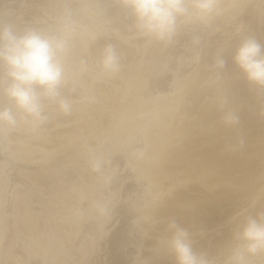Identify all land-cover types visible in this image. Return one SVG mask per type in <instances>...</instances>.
Segmentation results:
<instances>
[{"label": "rangeland", "instance_id": "374dc122", "mask_svg": "<svg viewBox=\"0 0 264 264\" xmlns=\"http://www.w3.org/2000/svg\"><path fill=\"white\" fill-rule=\"evenodd\" d=\"M226 1L227 0H215L216 8L207 19L178 20L176 31L171 40L163 42L143 35L137 29L135 18L133 17V20L129 18L131 16L129 14L131 13L130 10H127L123 6V0H0V27L11 26L18 34L30 30L61 39L63 38V40L67 41H65L66 48L63 53V63H69L73 56L76 59L78 58L77 61L74 62L77 69L74 63L72 67L79 75L87 72L88 75L85 74V76L92 82L90 84L77 83L73 79L65 77L63 81L64 84L62 83L65 90L62 87L59 89L60 98L70 102L72 105L71 108L73 107L71 111L73 112H75V105L80 101H78V98L80 99L83 95L85 98L89 96L86 98L87 101L85 98H81L83 100L85 99L86 106L91 110L88 113L84 112L82 115L81 112H78V114L77 111L75 113L71 112L73 118H69L71 117V113H68L69 116L66 118L68 114L60 108L58 109L61 112L56 108L59 107L57 101L45 100V109H48L52 105V111L54 112L56 109L55 113H60H58V116H54L56 115L55 113L52 115V111L44 109L43 115L50 116H46V119L42 122H35L31 118V126L33 128L31 132L35 134L34 137H30L31 133H28L18 122H16L14 126L0 123V264H157L156 254L148 253L150 252L148 250L160 247L158 240L160 241L163 235H165L164 233H166V230L162 232L163 230L161 231V229H166L167 224L170 220L173 221L172 219L174 217V220H177L176 216L179 219L178 221H181V217L184 218V214L186 213L189 214L186 215L187 217L190 216L191 221L194 220V218H192L194 214H191V216L190 213L196 212L195 214L197 215V211L194 210L193 212V209L199 207V205H197L198 202L204 203L210 199L216 201L214 197L216 194L218 195L216 198L220 200L221 196L219 193H223V188L225 190L224 193L227 191L230 192L231 190L228 188L229 185L227 184L231 182L235 184L234 180L238 179V177L235 178V176L242 177L244 176V172L246 173V165H241L246 169L242 168L244 171H242V175H237L242 170H240V166L237 170L238 173L235 171V173H237L236 175L234 174L235 176L233 173L231 174L234 177L227 175L228 177L225 178V180L224 177H221L225 176L223 175L224 173H221V176L219 175V167L221 166H217L219 168V170H217L218 168L215 167V164L213 166V163H209L211 167L207 163H204L201 157H203L202 154L207 144L210 146L213 145L214 142H216V144L218 142L216 140L213 142V137L216 139L219 134L223 135L221 136L223 138L219 136V139L223 141L218 144L222 148H225L223 150H225L226 153L232 149L231 151L232 153L234 152V155L231 152L230 154L228 153L229 155L232 154L231 158L234 156L232 160L236 158L240 161L239 159L244 157L246 160L250 158L249 160L253 162L260 161V163H264V161H262V154H264L263 127V130L259 127V129L257 128L255 131H251V129H247V131L245 127L246 124L244 123L245 129L241 124L240 126H242V128L239 126L240 131H220L219 128L221 126L220 122H223V112L225 113L226 110L229 111L227 105L230 106L231 98L234 99L232 101L239 102V105L241 103V106L245 109L246 104L252 103L253 106L248 105L247 111H253V114L251 112L246 113V110H244V113H246L248 118L252 116V120L258 118L256 119L257 121L261 120L260 122L264 123V95H262L263 93H259V91H249L245 96L237 95L236 97V93H234V91L232 92V89L229 88L233 86L232 82L238 80V76L241 78L243 75L237 70L236 65L233 66L236 70L227 66V64L225 65V63L223 67H218L217 65L218 61L222 60V57L225 58V55H229L230 63L235 64L233 60L234 56L231 58L229 52L233 50V47L239 45L238 43L244 38L251 37L260 44L264 43V0H232L233 2L228 0L227 2H230L227 5ZM83 3L86 4L84 5ZM221 4H225V6ZM126 12H129V14H126ZM126 22L128 23L126 24ZM131 29H133V31ZM87 37H89V39ZM233 42H235L236 45L235 43L233 44ZM71 43L73 45L79 43V47L81 46L83 49L81 51L67 50L68 44L71 45ZM108 46H111L116 51L119 57L120 67L117 72L106 74L101 68L100 59L103 50ZM237 47L238 46L235 47V50ZM219 48L221 50H219ZM229 48L232 49L230 50ZM262 48H264V45H262ZM217 49L218 53H220L218 58L216 57L218 54L216 52ZM228 50L230 51L228 52ZM212 54L213 57L211 56ZM224 60L226 62V59H223V61ZM3 71V67L0 66V78L3 77ZM80 71L82 72L80 73ZM230 71L237 72L233 73ZM223 73L225 75H223ZM237 73H239L238 76ZM227 74L230 80L233 78L232 76H234L233 79L235 80L232 79L230 81L227 80L228 78L224 79ZM226 85L230 86L224 87ZM68 86L70 87L68 88ZM84 86L85 92H83L84 88L82 89ZM90 86H92V88ZM80 87L81 89H79ZM224 88H227L229 92L227 91L226 93ZM214 90H216V93ZM221 90H225L226 95L229 94V96H232H228V99L226 97V100L230 102L221 99L222 97L220 98L218 93L221 92ZM80 92L84 94L80 96ZM1 93L3 95L2 87H0V94ZM233 93L235 95H233ZM253 93V97L257 94L256 97H254L256 101L262 99V104L261 102L258 103L259 100L257 104H255V100V102H251L250 100L252 98L248 99L247 96L251 95L252 97ZM104 94L106 95L104 96ZM214 94H217L218 100ZM220 94L223 95L225 99L224 93L222 94L221 92ZM158 95H163L165 100V107L161 110L156 106V103H153ZM259 95L261 98L257 97ZM197 96L201 99L197 98ZM1 97L3 96H0V99H2V101H0V107L7 106L8 101L3 105L6 96L4 95L5 98ZM213 97L217 101L212 100ZM153 98L155 99L153 100ZM209 99H211L210 105L208 102ZM220 99L223 101L221 102ZM245 99L250 102L246 103ZM159 100L161 99H157L158 102H156L161 103L162 101L160 102ZM202 100L205 102L204 105L202 104ZM212 101H214V103ZM218 101L223 105L226 103L224 105L226 110L219 111L222 113L215 111L216 107L215 109L213 108ZM206 102L208 104H206ZM53 105L56 106L54 107ZM197 107L201 109L198 111ZM135 108H137V111H135ZM141 108L145 111L141 112L143 111ZM248 108L250 109L248 110ZM129 109H134L135 112ZM205 109L208 110V114H213L212 117L214 118L221 114V118L218 117V119H214L219 122L220 126L217 121L211 119V115L207 116L209 120L207 118L204 119L206 123L212 120L214 123L216 122L217 125L215 124V127L219 126L217 130L219 129L218 131L220 133L217 134L218 131L212 128L214 126L213 124L211 125V122L209 123V127H207L208 124L201 123H205L202 117H200L201 110ZM139 111L140 113L135 115ZM214 112L216 115H214ZM18 114L22 117L25 116L22 113ZM63 114H65V116ZM189 114H191V118H188ZM51 115L54 119H51ZM93 115H97V118L95 116L93 117ZM129 116L130 119H128ZM254 116L256 118H254ZM59 118H61L60 121ZM64 118L67 120L65 121ZM261 118H263V121ZM18 119L21 118L19 117ZM49 122L52 123V126L51 123L48 125ZM57 122H62L63 124ZM196 122L198 123L197 126H199L197 129L193 128L196 126ZM199 123L201 124L199 125ZM71 125H76V127H72ZM222 125H225L224 122ZM186 128H189L188 131ZM36 130H38L39 133ZM44 132H49L48 136L51 139H53L51 136L55 135V140L61 138L59 139L61 141L58 140L55 143L49 142L47 139L50 138H47V133ZM58 132H60V135L57 134ZM62 132L63 135L61 134ZM228 132L230 133L228 134ZM65 133L66 136L68 134L73 137L67 139ZM50 134L53 135L50 136ZM151 134L152 136L150 137ZM20 135H26L24 139H27V143L25 144L27 148H25V145H20L18 143L17 139ZM58 135L59 138L57 137ZM63 136L67 141H65L64 138L62 140ZM210 136H212V138H210ZM196 137L198 139H196ZM199 137L203 139L205 137L206 141L203 140L202 142V138L200 139ZM208 137L210 140L207 139ZM40 138L43 140H40ZM226 138L228 145L225 144L226 146H222L223 143L226 142ZM199 140L201 142H199ZM47 142L50 146L47 145ZM158 144L161 146L158 153H154L155 155L150 153L153 146ZM171 144L173 145L171 146ZM198 144L199 146H197ZM229 144H231L230 148ZM167 145H169V147ZM189 145L191 147H189ZM162 146L165 147L164 150H162ZM227 146L228 148L226 149ZM174 147L176 149H173ZM185 147L189 150L192 148V151H190L191 153L189 150L185 149ZM181 148L185 149L183 151L187 153L186 155H184L185 153L182 150V153L180 152L179 149ZM258 148L262 149L259 150ZM178 150L182 154H180V156L183 157V159L180 158ZM260 151H262V153ZM170 152L172 154H170ZM197 152H200V154ZM250 153H253V156ZM260 153L261 160H259L258 156ZM150 154L156 157V160L151 157ZM156 155H160L159 157L161 158ZM254 156L255 158H253ZM257 156L258 159L256 160ZM97 158L103 160V166L100 170H96L93 167V161ZM245 159L244 161H246ZM242 161L243 160H241L240 163ZM222 168L223 167H221V171ZM254 169L250 170V172L254 171ZM263 169L264 166L258 168L259 172L256 170L254 171L255 173H250L252 174V183L253 181L256 182L255 179L262 180L264 178ZM216 171H218V173ZM247 171V175L245 174L246 176L250 175L248 174L249 170ZM198 172H200V174ZM228 178H230L231 182ZM252 183L249 185L250 188L245 187L246 185L243 186V184H238L242 186V188L245 187L244 190L241 189L240 191H248L247 194L249 193L248 195L250 197L247 196V199L244 197L243 202L247 200L245 205H243L244 203L238 207H234L235 205L230 204H227V206L226 204L218 205L217 201L215 202L217 204L216 206L214 203L217 210L222 209L225 212V214H222L224 217L221 216V223L218 221L219 219L217 220V223L221 224V228L220 224L218 226L216 223H214L216 225H211V223H209V227L204 220V226H202V219L205 218L203 216L207 215V213L205 212L204 214V212L200 210L198 214H200V212L203 213L200 216L197 215L198 218L194 216L197 219L194 220V223L200 224L203 228L199 227L200 225H194L193 221L186 222L187 224L190 223L192 227L198 226L200 233L202 232L201 234H205L203 233L205 231L204 227H206L205 232L211 230V235L215 236L217 234L215 236L217 238H215V241L217 242L218 240V244H216L215 241L213 242V236L211 237V242L209 241L208 243L207 241L210 240V234H208V232L207 236H209V238L207 237L208 240H205L203 238H206V236L202 235L203 237L201 238V234H198L199 231L196 227L190 228V226H188L190 230L194 229L197 231L196 234H198V236L200 235L198 237L194 230L193 233L188 229L187 231L193 234L191 235L189 233L192 241L194 235H196V239L198 237V239H203L204 242L206 241V245L208 243L207 249H209L201 250L200 246L204 243L203 240L200 242L201 245L200 243L197 244L199 240H194L197 245L196 246L193 242V246H196L194 248L197 249L200 247L201 252H206L209 255L213 254L214 256L223 252L228 247L231 240L227 242L228 235L225 234L228 232L225 233L224 228L228 227L226 231L232 229L231 232L233 233L237 222L243 216L254 215L256 212L253 211H258L256 206L264 196V185L263 188H258L256 186L257 184L255 185V183ZM258 184L260 185L261 182ZM212 185L214 186L212 187ZM251 185L255 186V189H251ZM236 187L239 190L240 187ZM181 191L184 192L182 196L189 199L186 198L184 201L182 196L181 199L178 198L180 197L179 192ZM197 191H201V193L204 192L206 195L198 192L199 194L194 196L197 194ZM251 192H253V195H250ZM186 193L187 195L185 196L184 194ZM204 195L208 200L204 199ZM208 196L213 197L209 198ZM64 197L65 201H67L66 203L63 200ZM67 197L70 198L69 200L71 201L67 200ZM192 197L193 199H191ZM196 197V203H193ZM179 200L182 201V203L184 202V204L182 205ZM60 201L62 204H71V206L69 205L71 208L68 209L66 205L65 208L64 205H61ZM68 201L70 203H68ZM186 202L187 205L185 204ZM175 203H179V207H183L184 209L181 208V211ZM184 205L191 207H186ZM223 205L226 207L223 208ZM166 207L173 209L169 210ZM177 208L178 210L180 209L179 213L176 212L178 211ZM185 208H189L188 210L192 209L188 212ZM229 208H231V210ZM183 210L187 212L185 213ZM225 210H227V213ZM158 212H162V215ZM164 212H166V214ZM180 212H183V214ZM167 214V219L169 221L166 220L168 223L165 220ZM178 214L180 215L178 216ZM161 219L164 220V222ZM161 221L162 223L158 224ZM151 222L154 223L151 224ZM186 223L183 226L181 225L182 227H186L184 229H187ZM213 225L215 228L217 226L219 227H217V229L213 228L217 231L215 234L213 233L214 231H212L213 229H211ZM161 226H163V228H161ZM208 227L210 229H208ZM159 229L161 233L158 231ZM202 229L203 231H201ZM232 233L229 231L231 236ZM219 234L225 239L219 241L221 239ZM153 236L157 237L154 238ZM152 238L154 242H151ZM225 240L226 242L222 243V241ZM212 242L213 244L215 243L214 245L212 244L213 247L211 246ZM153 243L155 245L159 243V246L157 245V247L154 245V247ZM205 243L202 247L205 246ZM161 254L165 256L166 251H163V253L161 252ZM164 256L162 257L165 259L168 258ZM169 257L171 258L166 259L167 261L162 259L167 262H164V264H174V258L172 256ZM250 262L251 264H264V254L258 253L250 257Z\"/></svg>", "mask_w": 264, "mask_h": 264}, {"label": "clouds", "instance_id": "9594fccd", "mask_svg": "<svg viewBox=\"0 0 264 264\" xmlns=\"http://www.w3.org/2000/svg\"><path fill=\"white\" fill-rule=\"evenodd\" d=\"M123 6L130 10L142 34L163 42L171 40L178 20H204L216 8L215 0H123ZM64 51L65 41L58 37L30 30L18 34L11 26L0 27V66L4 69L0 87L12 102L11 107H0V123L14 126L18 113L42 122L46 119L45 100L57 101L65 113L71 110L70 102L60 98L59 91L65 78ZM233 60L246 81L264 91L261 44L251 37L242 39ZM100 64L105 73L119 70V57L111 46L103 50ZM223 66L224 61L219 60L218 67ZM223 122L235 126L239 116L226 111ZM102 166V159L93 161L94 169L100 170ZM166 233L160 247L171 254L174 264H251L250 257L264 254V212L243 216L233 230L228 247L214 256L197 251L189 232L175 221L167 224Z\"/></svg>", "mask_w": 264, "mask_h": 264}, {"label": "bare ground", "instance_id": "6f19581e", "mask_svg": "<svg viewBox=\"0 0 264 264\" xmlns=\"http://www.w3.org/2000/svg\"><path fill=\"white\" fill-rule=\"evenodd\" d=\"M91 1H92V0H91ZM227 1H228V0H227ZM227 1H226V2H227ZM233 1H234V0H233ZM233 1L231 0V2H233ZM235 1H237V0H235ZM229 2H230V1H229ZM229 2H227L226 5L229 4ZM89 3H90V2H89ZM83 4H84V3H83ZM85 4H86V3H85ZM85 4H84V5H85ZM221 5H223V4H221ZM88 6H89V5H88ZM223 6H225V4H224ZM116 7H117V6H116ZM90 8H91V7H90ZM92 9H93V7H92ZM124 9H125V8H124ZM88 10H89V9H88ZM90 10H91V9H90ZM94 10H95V8H94ZM113 10H114V9H113ZM119 10H120V7H119ZM127 10H128V9H127ZM111 11H112V10H111ZM126 14H129V12H128V13L126 12ZM129 15H131V14H129ZM129 15H128V16H129ZM250 15H251V14H250ZM116 18H117V17H116ZM129 18L132 19L133 16L131 15ZM133 19H134V18H133ZM133 19H132V20H133ZM100 20H101V19H100ZM111 20H112V19H111ZM255 21H256V20H255ZM91 22H92V21H91ZM130 22H131V21H130ZM130 22H129V24H130ZM257 22H258V21H257ZM96 23H97V22H96ZM127 23H128V22H126V24H127ZM126 24H125V25H126ZM236 24H237V23H236ZM96 25H97V24H96ZM131 25H132V24H131ZM254 25H255V24H254ZM126 26H127V25H126ZM129 26H130V25H129ZM127 27H128V26H127ZM98 28H99V27H98ZM130 28H131V27H130ZM127 29L130 30L129 28H127ZM131 30L133 31V29H131ZM125 31H126V30H125ZM57 33H58V32H57ZM130 33H131V32H130ZM128 34H129V33H128ZM131 34H132V33H131ZM133 34H134V32H133ZM139 34H140V32H139ZM143 35H144V34H143ZM236 35H237V34H236ZM86 36H87V35H86ZM86 36H85V37H86ZM130 36H131V35H130ZM220 37H221V36H220ZM233 37H234V36H233ZM236 37H237V36H236ZM87 38L89 39V37H87ZM87 38H86V39H87ZM262 38H263V37H262ZM60 39H61V38H60ZM62 39H63V38H62ZM66 39H67V38H66ZM219 40H220V39H219ZM64 41H66V40H64ZM214 41H215V40H214ZM260 41H263V40H260ZM66 42H67V41H66ZM121 43H122V42H121ZM234 43H235V42H233V44H234ZM65 44H66V43H65ZM78 44H79V43H78ZM78 44H77V45H75V44L73 45L72 43H71V45L68 44V47H67L68 49H67V50H70V51L80 50V51H81V50L83 49V47H81V46L79 47L80 44H79V45H78ZM233 44H232V45H233ZM238 44H239V43H238ZM235 45H236V43H235ZM262 45H264V43H262L261 46H262ZM83 46H84V45H83ZM233 46H234V45H233ZM236 46H238V45H236ZM236 46H235V47H236ZM235 47H233V50H232V51H230L232 48H231V49L229 48L230 50H228V52H229V51L231 52V53L229 52V54L231 55V58H232V56H234V54H235V51H236V50H235ZM65 48H66V47H65ZM220 48H221V47H220ZM220 48H219V50H221ZM223 48H224V47H223ZM223 48H222V50H223ZM209 50H210V49H209ZM70 51H68V52H70ZM87 52H89V51H87ZM211 52H212V51H211ZM213 52H214V51H213ZM216 52L218 53V49H217ZM219 52H220V51H219ZM74 53H75V52H74ZM76 53H77V52H76ZM210 54H211V53H210ZM214 55H215V52H214ZM218 55H220V53L217 54V56H216L217 58H218ZM206 56H208V55H206ZM211 56L213 57V54H212ZM223 56H224V55H223ZM228 56H229V55H228ZM228 56L225 55V58L222 57V60H223V59H226V62H225V60H224L225 65L227 64V66L233 68V66H234L235 64H231V63H230V57H228ZM71 59H72V60H71L72 62L70 61L69 63H63V64H64V69H65V77H66V78H71V79H73L74 81H76L77 83H80V82H81V83H86V84H90V83H92L91 80H90L87 76H85V74L88 75L87 72L83 73L82 75H79V73L77 72L78 75H79L81 78L77 75L76 71H75L74 68L72 67V64H73L75 61H77L78 58L76 59V58H74V56H73V58H71ZM95 59H96V58H95ZM203 59H204V58H203ZM208 59H209V58H208ZM219 59H220V58H219ZM66 60L68 61L67 58H66ZM87 60H88V59H87ZM100 60H101V59H100ZM80 61H81V59H80ZM83 61H84V60H83ZM98 61H99V60H98ZM82 64H83V63H82ZM214 64H215V63H214ZM77 65H78V64H77ZM79 65H80V64H79ZM89 65H90V64H89ZM217 65H218V64H217ZM74 66H75V63H74ZM75 68H76V66H75ZM80 68H81V67H80ZM98 68H99V67H98ZM225 68H226V67H225ZM234 68H235V67H234ZM234 68H233V69H234ZM236 68H237V67H236ZM76 69H77V68H76ZM85 69H86V68H85ZM87 69H88V68H87ZM229 69H230V68H229ZM229 69H228V70H229ZM200 70H201V69H200ZM234 70H236V69H234ZM237 70H238V69H237ZM201 71H202V70H201ZM81 72H82V71H80V73H81ZM90 72H91V71H90ZM230 72L235 73V72H237V71H235V72H234V71H230ZM106 74H107V73H106ZM238 74H239V73H237V76H238ZM223 75H225V74L223 73ZM229 75H230V74H229ZM233 75H234V74H233ZM230 76H231V75H230ZM237 76H236V77H237ZM0 77H1V76H0ZM223 77H224V76H223ZM232 77L234 78V76H232ZM232 77H231V78H232ZM238 77L240 78V76H238ZM100 78H102V77H100ZM221 78H222V77H221ZM227 78H228V79H227ZM233 78H232V79H233ZM239 78H238V80L233 79V80H235V82H232V83H233V86H231V87H233V88H231V87L229 88V89H232V92L234 91V93H236V97H237V95H238V96H239V95H244V96H245L246 94H248L249 91H259V93H263L262 95H264V91H260V90L256 89L254 86L250 85V84H249V83L243 78V76H242L240 79H239ZM97 79H98V78H97ZM224 79L230 80L228 74H227L226 77H224ZM224 79H222V80H224ZM232 79H231V80H232ZM236 79H237V78H236ZM93 80H95V79H93ZM227 80H226V81H227ZM231 80H230V81H231ZM226 81H225V82H226ZM230 81H229V83H230ZM69 82H70V81H69ZM124 82H125V81H124ZM205 82H206V80H205ZM72 83H73V82H72ZM77 83H76V84H77ZM97 83H98V82H97ZM227 83H228V81H227ZM63 84H64V83H63ZM68 84H69V83H68ZM98 84H99V83H98ZM122 84H123V83H122ZM230 85H231V83H230ZM230 85H226V86H224V87H227V86L229 87ZM70 86H71V84H70ZM70 86H68V88H69ZM93 86H94V85H93ZM61 87L63 88L62 85H61ZM75 87H76V86H75ZM90 87L92 88V86H90ZM216 87H217V86H216ZM83 88H84V91H83V92H85V86L82 87V89H83ZM94 88H95V87H94ZM189 88H190V87H189ZM63 89H64V88H63ZM75 89H76V88H75ZM79 89H81V87H80ZM102 89H103V88H102ZM111 89H112V88H111ZM224 89L226 90V93H227V91H228L227 88H224ZM64 90H65V89H64ZM92 90H93V89H92ZM216 90H217V89H216ZM216 90H214L215 93H216ZM225 90H224V91L221 90L222 94L224 93L225 99L223 98V95L220 94L221 92L218 93V95H220V98L222 97L221 99H223V100H226V97H227V99H228L229 97H232V96H229V94L226 95V94H225ZM61 91H62V90H61ZM74 91H75V90H74ZM86 91H87V90H86ZM95 92H96V91H95ZM102 92H104V91H102ZM228 92H229V91H228ZM246 92H247V93H246ZM80 93H81V92H80ZM90 93H91V92H90ZM105 93H106V91H105ZM200 93H201V92H200ZM202 93H204V92H202ZM230 93H231V92H230ZM234 93H233V95H235ZM257 93H258V92H257ZM83 94H84V93H83ZM83 94L81 93L80 96H82ZM86 94H87V93H86ZM101 94H102V93H101ZM194 94H195V93H194ZM210 94H211V93H210ZM249 94H250V93H249ZM72 95H73V94H72ZM95 95H96V94H95ZM105 95H106V94H104V96H105ZM110 95H111V94H110ZM197 95H198V94H197ZM202 95H203V94H202ZM212 95H213V94H212ZM231 95H232V93H231ZM253 95H254V93L252 94V97H251V95H248V96H247L248 99H251V98L253 99L254 97H256L257 94H256L254 97H253ZM262 95H261V96H262ZM0 96H3V97H4V94L2 95V93H1ZM64 96H65V95H64ZM168 96H169V95H168ZM193 96H194V95H193ZM198 96H200V95H198ZM198 96H197V98H199ZM204 96H205V95H204ZM207 96H208V95H207ZM214 96H216V98H217V94H214ZM228 96H229V97H228ZM244 96H243V97H244ZM249 96H250V97H249ZM3 97H1V98H3ZM72 97H73V96H72ZM75 97H76V96H75ZM88 97H89V96H88ZM88 97H86V98H88ZM96 97H97V96H96ZM208 97H209V96H208ZM218 97H219V96H218ZM233 97H234V96H233ZM257 97H260V95L257 96ZM4 98H5V97H4ZM67 98H68V97H67ZM67 98H66V99H67ZM81 98H85L84 95H83ZM81 98H80V99L78 98V101H79V100H80V101H79V103H77V105H75L76 107H75L74 109H75V112L77 111V114H78V112H81L82 115H83L84 112H85V113H88V112L91 111V110H89L88 106H86L87 104H85V101H84V100H85L86 98H85L84 100L81 99ZM155 98H156V97H155ZM155 98H153V100H154ZM165 98H166V97H165ZM205 98H207V97H205ZM213 98H214V97H213ZM213 98H212V100L215 101L216 99H215V98L213 99ZM241 98H242V97H241ZM260 98H261V97H260ZM96 99H97V98H96ZM102 99H103V98H102ZM157 99H161V100H159V101H160V102L162 101V102H161V103H157V102H158ZM162 99H163V100H162ZM199 99H201V98H199ZM199 99H198V100H199ZM221 99H220V101H221ZM231 99L234 100L233 98H231ZM236 99H237V98H236ZM252 99L250 100L251 102H255V101H256V98H254L253 101H252ZM153 100H152V101H153ZM210 100H211V99H209V101H208V102H209V105H210ZM217 100H218V98H217ZM217 100H216V101H217ZM223 100H222V101H223ZM232 100H231V102L228 100V101L230 102V106L227 105V106H228L227 108H229V111L234 112V113H236V114L239 116V123H238V124H236L235 126H226V125H222L223 122L221 121V122H220V123H221V126H220L219 122H218L217 120H214V119H216V118L218 119V117H220L221 114H220L219 116H217V117L215 116V118H214V117H212L213 114H212V115H211V113L208 114V110H207V109H205V110H201L202 112L200 113V114H201L200 117H202L203 121L205 122V123H203V122H201V123H202V124H206V125L208 124L207 127H209V123L211 122V125L213 124V126H214V127H212V126H211V127H212V128H215V129L217 130V127L220 126V127H219V128H220V131H221V130H222V131H232V132H233V131H237V130L240 131V130H239V126H240L241 124L243 125V128H244V129H245V127H246V130H247V129H251V131H253V130L255 131V129H257V128L259 129V127L263 130V128H264V123L260 122L261 120H260V121H257L256 119H258V118L255 117L256 115L254 116V118H256L255 120H252L253 118H252V116H251L250 114H248L249 116H251L250 118H248V116L246 115V113H250V112L252 113V112H253V111H250V110H249L250 108H248L249 111H247V107H249L250 105L253 106L252 103H251V104L248 103V102H250L249 100L247 101V99H245V100H246L245 102L248 103V105H249V106H248V105L246 104V109H245L243 106H241V103H240V105H239V104H238L239 102H234V101H232ZM238 100H239V99H238ZM238 100H235V101H238ZM254 100H255V101H254ZM258 100H259L258 103H260L262 99H261V100L258 99ZM258 100H257V101H258ZM0 101H2V99H0ZM3 101H4V100H3ZM6 101H8V102H7V106L5 105V104H6V103H5ZM54 101H55V100H54ZM86 101H87V99H86ZM152 101H151V102H152ZM156 101H157V102H156ZM202 101H203V100H202ZM206 101H207V100H206ZM214 101H212V102L214 103ZM222 101H221V102H222ZM226 101H227V100H226ZM228 101H227V102H228ZM257 101L255 102V104H257ZM48 102H49V101H48ZM74 102H75V101H74ZM144 102H145V101H144ZM164 102H165V100H164V96H163V95H161V96L158 95L157 98H156V100L153 101V103H156V104H157L156 106L159 107L160 110L163 109V108L165 107V106H164ZM198 102H199V101H198ZM224 102H225V101H224ZM4 103H5V104H4ZM45 103H47V102H45ZM93 103H94V102H93ZM93 103H92V104H93ZM204 103H205V102L203 101L202 104L204 105ZM242 103H243V102H242ZM8 104H9V105H8ZM144 104H145V103H144ZM199 104H200V103H199ZM206 104H208V103L206 102ZM211 104H212V103H211ZM215 104H216V106L213 104V105H214L213 108L215 109V107H216V110H215V111H218V112H219V111H225V110H226V108H225V106H224L226 103H224V105H223V104H221V103L218 101V102L215 103ZM227 104H228V103H227ZM261 104H262V102H261ZM1 105H2V104H1ZM3 105H5L6 107H11V106H12V102L9 101V100H7V97H6V98H5V101L3 102ZM98 105H99V104H98ZM142 105H143V104H142ZM153 105H154V104H153ZM166 105H167V104H166ZM195 105H196V104H195ZM222 105H223L224 108L222 107ZM5 106H2V107H5ZM51 106H52V105H51ZM51 106H50V107L48 106V107H49V108H48L49 111H52ZM53 106L55 107L56 105H53ZM71 106H72V105H71ZM90 106H91V105H90ZM133 106H134V105H133ZM147 106H149V105H147ZM150 106H152V105H150ZM154 107H155V106H154ZM200 107H201V104H200ZM45 108H46V107H45ZM45 108H44V109H45ZM50 108H51V110H50ZM56 108L58 109V108H60V107H56ZM98 108H99V107H98ZM131 108H132V107H131ZM145 108H146V107H145ZM149 108H150V107H149ZM197 108H198V111H199V109H201V108H199V107H197ZM202 108H203V107H202ZM205 108H206V106H205ZM208 108H209V107H208ZM213 108H212V109H213ZM259 108H260V107H259ZM48 109H45V110L48 111ZM71 109H73V107H72ZM135 109H136L135 111H137V108H135ZM141 109H142V108H141ZM141 109H140V110H141ZM256 109H258V108H256ZM53 110H54V109H53ZM55 110H56V109H55ZM55 110H54V112L52 111V113H51L52 115H53V113H55ZM93 110H94V109H93ZM93 110H92V111H93ZM98 110H99V109H98ZM129 110H132V109H129ZM142 110H143V109H142ZM209 110H210V109H209ZM244 110H246L247 112L244 113ZM252 110H253V107H252ZM14 111H16V110L14 109ZM58 111H60V110L58 109ZM132 111H134V109H133ZM135 111H134V112H135ZM144 111H145V110H143V111H141V112H144ZM198 111H197V112H198ZM211 111H212V110H211ZM226 111H228V110H226ZM226 111H225V112H226ZM56 112H57V111H56ZM60 112H61V111H60ZM60 112H58V113H60ZM71 112H72V113H75V112H73V111L70 110L69 112H67V114H68V113L70 114ZM134 112H133V114H134ZM212 112H213V111H212ZM254 112H255V111H254ZM58 113H57V114L55 113L56 115H54V116H58V115H59ZM63 113H64V112H63ZM72 113H71V115H70L71 117H69V118H73ZM127 113H128V112H127ZM131 113H132V112H131ZM139 113H140V111H139L137 114H135V115H138ZM198 113H199V112H198ZM219 113H222V112H219ZM256 113H258V112H256ZM256 113H254V114H256ZM49 114H50V113H49ZM67 114H66V115H67ZM69 114L66 116V118L69 116ZM91 114H92V113H91ZM93 114H94V113H93ZM95 114H96V113H95ZM133 114H132V115H133ZM141 114H142V113H141ZM141 114H140V115H141ZM252 114H253V113H252ZM52 115H51V119L53 118ZM63 115L65 116V114H63ZM63 115H62V116H63ZM85 115H86V114H85ZM129 115H130V114H129ZM196 115H197V114H196ZM209 115H211V119H213L214 121H217V123H218L219 126H216V127H215V124L217 125V123H216V122L214 123L213 120L210 121V122H208V123H206V120H204V119L207 118V116H209ZM214 115H216L215 112H214ZM223 115H224V112H223ZM223 115H222V120H223ZM258 115H259V114H258ZM262 115H263V114H262ZM46 116H48V115H46ZM49 116H50V115H49ZM49 116H48V117H49ZM74 116H75V115H74ZM94 116H95V115H93V117H94ZM96 116H97V115H96ZM96 116H95V117H96ZM98 116H99V115H98ZM125 116H126V115H125ZM190 116H191V114H189V117H188V118H191ZM197 116H198V115H197ZM19 117H20V116H19V114H18V118H19ZM82 117H83V116H82ZM200 117H199V118H200ZM96 118H97V117H96ZM96 118H95V120H96ZM98 118H99V117H98ZM188 118H187V119H188ZM195 118H196V117H195ZM220 118H221V117H220ZM251 118H252V119H251ZM53 119H54V118H53ZM60 119H61V118H59V121H60ZM62 119H63V117H62ZM64 119H65V118H64ZM128 119H130V116H129ZM207 119H208V118H207ZM211 119H210V120H211ZM261 119H262V121H263V118H261ZM66 120H67V119H65V121H66ZM70 120H72V119H70ZM98 120H99V119H98ZM113 120H114V119H113ZM192 120H193V119H192ZM192 120H191V121H192ZM194 120H195V119H194ZM208 120H209V119H208ZM50 121H51V120H50ZM61 121L64 122L63 120H61ZM68 121H69V120H68ZM68 121H67V123H68ZM79 121H80V119H79ZM82 121H83V120H82ZM82 121H81V122H82ZM90 121H91V120H90ZM106 121H107V120H106ZM191 121H190V122H191ZM196 121H198V120H196ZM201 121H202V120H201ZM17 122H18V124H19L21 127H24V128L28 131V133H29V132L31 133V134H30V137H32V136L34 137V136H35V134H34L33 132H31V131L33 130L32 126H31V117L25 115L22 119H17ZM52 122H53V121H52ZM55 122H56V121H55ZM62 122H57V123H62ZM72 122H73V121H72ZM74 122H75V120H74ZM93 122H94V120H93ZM95 122H96V121H95ZM212 122H213V123H212ZM50 123H51V122H49L48 125H50ZM53 123H54V122H53ZM67 123H65V124H67ZM83 123H84V122H83ZM83 123H82V124H83ZM85 123H88V122H85ZM90 123H91V122H90ZM96 123H97V122H96ZM130 123H131V122H130ZM134 123H135V122H134ZM196 123H197V122H196ZM201 123H199V125H200ZM244 123L246 124L245 127H244ZM55 124H56V123H55ZM62 124H63V123H62ZM41 125H42V124H41ZM46 125H47V124H46ZM86 125H87V124H86ZM131 125H132V124H131ZM197 125H198V123L196 124V126H197ZM206 125H204V126H206ZM44 126H45V125H44ZM44 126H43V128L45 129L46 126H45V127H44ZM51 126H52V123H51ZM71 126H72V125H71ZM73 126L76 127V125H73ZM73 126H72V127H73ZM84 126H85V125H84ZM87 126H88V125H87ZM94 126H95V125H94ZM187 126H188V125H187ZM187 126H186V127H187ZM196 126H195V127L192 126V127L195 128V129H197L199 126H197V127H196ZM204 126H203V128H204ZM72 127H71V128H72ZM77 127H78V126H77ZM240 127L242 128V126H240ZM262 127H263V128H262ZM48 128H49V127H48ZM69 128H70V127H69ZM69 128H68V129H69ZM183 128H184V127H183ZM183 128H181V129H183ZM193 128H191V129H193ZM241 128H240V129H241ZM58 129H59V128H58ZM58 129H57V130H58ZM63 129H64V128H63ZM65 129H66V128H65ZM72 129H73V128H72ZM74 129H75V128H74ZM186 129H187V128H186ZM188 129H189V128H188ZM188 129H187V131H188ZM209 129H210V128H209ZM209 129H208V130H209ZM76 130H77V129H76ZM202 130H203V129H202ZM208 130H207V131H208ZM211 130H212V129H211ZM218 130H219V129H218ZM218 130H217V131H218ZM36 131H38V130H36ZM54 131H55V130H54ZM59 131H60V130H59ZM61 131H62V130H61ZM189 131H190V130H189ZM194 131H195V130H194ZM203 131H206V130H203ZM247 131H248V130H247ZM247 131H246V133H247ZM249 131H250V130H249ZM251 131H250V132H251ZM256 131H257V130H256ZM52 132H53V131H52ZM55 132H56V131H55ZM64 132H66V131H64ZM258 132H259V131H258ZM38 133H39V131H38ZM44 133H47L46 136L49 135V134H48L49 132H44ZM150 133H152V132H150ZM184 133H185V132H184ZM189 133H190V132H189ZM199 133H200V132H199ZM201 133H202V132H201ZM205 133H206V132H205ZM215 133H216V132H215ZM218 133H220V132L218 131L217 134H218ZM222 133H223V132H222ZM225 133H227V132H225ZM229 133H230V132H228V134H229ZM261 133H262V131H261ZM55 134H56V133H55ZM57 134L60 135V132H58ZM57 134H56V135H57ZM61 134L63 135V132H62ZM80 134H81V133H80ZM152 134H153V133H152ZM152 134L150 135V137L152 136ZM185 134H186V133H185ZM195 134H196V133H195ZM197 134H198V133H197ZM207 134H208V133H207ZM213 134H214V133H213ZM223 134H224V133H223ZM228 134H227V135H228ZM239 134H240V132H239ZM242 134H243V133H242ZM258 134H259V133H258ZM262 134H263V133H262ZM23 135H24V134H23ZM23 135H20V137H18V139H17V140H18V143H19L20 145H25V144L27 143V139H26V140L24 139V138H26V135H25V136H23ZM51 135H53V134H50V136H51ZM59 135L57 136L58 138H59ZM62 135H61V136H62ZM73 135H74V134H73ZM193 135H194V134H193ZM203 135H204V134H203ZM244 135H245V134H244ZM253 135H254V134H253ZM253 135H252V136H253ZM259 135H260V134H259ZM11 136H12V135H11ZM14 136H16V135H14ZM46 136L44 135L45 138H46ZM54 136H55V135L51 136V137H53L54 141H53V139H51L49 136H48L47 138H50L52 141H51L50 139H47V138H46V139H47L49 142H54V143L57 142L59 139H61V138H59V139H56V140H55ZM65 136H66V133H65ZM67 136H68L69 138H68ZM67 136H66L67 139H70V138L73 137V136H70V135H68V134H67ZM188 136H189V135H188ZM197 136H198V135H197ZM199 136H200V135H199ZM204 136H205V135H204ZM213 136H214V135H213ZM219 136L221 137V136H223V135L219 134ZM219 136H217V137H218V140H217V137H216V139H214V137H213V142L216 140V141H218L217 144H216V142H214L215 144L213 143V145H210V146H208V144H207V147L205 148V151H204V149H203V151H204L203 154H202L203 157H201V158L203 159L204 163H207V164L210 165V166H211V164H209V163H213V166H214V164H215V167H216V168H218L219 166L223 167V168H222V171H221V167H219V168H220V171H219L220 174H219V175L221 176V173H222V174L224 173L223 175H225L226 177H225V176H221V177H224V179H225V178L228 177L227 175L230 176L232 173H233V175H234V174L236 175V174L238 173L237 170L240 168L241 165H244V166L246 165L247 170H249V173H248V174H250L251 172H252V173H255L254 171H256V170H258V168L264 166V165H263L264 163L262 164V163H260V161H258V162H253L252 160H249L250 158H249L248 160H246V159L243 157L246 161H244L243 158H242V159H239L240 161H241V160L244 161V162H243V161L241 162L242 164H241L240 161H238V159H236V158H235V160H237L238 162L235 161V160H232V159H234V156L231 158V155H232L234 152L232 153V151H231L232 149H231L229 152H228V150H227V152H228L229 154H230V152L232 153L231 155H229L228 153L225 152V150H223V149H225V148H224V147L222 148V147L218 144L219 142L222 143V141H223L222 139H219ZM246 136H247V135H246ZM248 136H249V135H248ZM185 137H186V136H185ZM228 137H229V136H228ZM231 137H232V136H231ZM231 137H230V138H231ZM63 138H64V136L62 137V140H63ZM199 138L201 139L202 137H199ZM210 138H212V136H210ZM210 138L208 137L207 139L210 140ZM221 138H223V137H221ZM238 138H239V135H238ZM250 138H251V137H250ZM257 138H258V137H257ZM257 138H256V139H257ZM67 139L64 138L65 141H67ZM187 139H188V138H187ZM196 139H198V138L196 137ZM228 139H229V138H228ZM235 139H236V138H235ZM14 140H15V139H14ZM40 140H43V139L40 138ZM182 140H183V139H182ZM188 140H189V139H188ZM191 140H192V139H191ZM203 140L206 141L205 137H204V139L202 138L201 141L203 142ZM45 141H46V140H45ZM45 141H43V142H45ZM59 141H61V140H59ZM192 141H193V140H192ZM197 141H198V140H197ZM201 141L199 140V142H201ZM211 141H212V140H211ZM224 141H225V139H224ZM247 141H248V140H247ZM177 142H178V141H177ZM190 142H191V141H190ZM207 142H208V141H207ZM229 142H230V141H229ZM236 142H237V141H236ZM236 142H233V143H236ZM240 142H241V141H240ZM54 143H53V144H54ZM61 143H64V142H61ZM184 143H185V142H184ZM188 143H189V142H188ZM250 143H251V142H250ZM258 143H259V142H258ZM71 144H73V143H71ZM182 144H183V143H182ZM192 144H193V143H192ZM225 144H227V138H226V142H224L222 146H224ZM237 144H238V142H237ZM47 145L50 146V145L48 144V142H47ZM51 145H52V143H51ZM54 145H55V144H54ZM58 145H59V144H58ZM172 145H173V144H171V146H172ZM179 145H180V144H179ZM183 145H185V144H183ZM190 145H191V144H190ZM190 145H189V147H191ZM203 145H204V144H203ZM227 145H228V144H227ZM229 145H230V146H229V148H230V147H231V144H229ZM232 145H233V144H232ZM244 145H245V144H244ZM248 145H249V144H248ZM36 146H38V145H36ZM48 146H44V147H48ZM56 146H57V145H56ZM56 146H55V147H56ZM163 146H164V145H163ZM163 146H162V147H163ZM167 146L169 147V145H167ZM171 146H170V147H171ZM176 146H177V144H176ZM197 146H199V144H198ZM205 146H206V145H205ZM225 146H226V145H225ZM235 146H236V145H235ZM261 146H262V145H261ZM160 147H161V146H159V144L153 146V148L150 150V153H152V154H154V153L157 154L158 151L160 150ZM181 147H183V146H181ZM186 147H187V146H186ZM186 147H185V149L189 150V149L186 148ZM195 147H196V146H195ZM233 147H234V146H233ZM233 147H232V148H233ZM246 147H247V146H246ZM25 148H27L26 145H25ZM164 148H165V147H163V149H162V148H161V149L164 150ZM192 148H193V146H192ZM192 148H190L189 152L192 151V150H191ZM227 148H228V146L226 147V149H227ZM234 148H237V147H234ZM239 148H241V147H239ZM173 149H176V148L174 147ZM173 149H171V150H173ZM185 149H182V148H181V149H179V150H180V152H181V150L183 151V150H185ZM242 149H243V147H242ZM258 149H259V148H258ZM261 149H262V148H260L259 150H261ZM179 150H178V154H179V156H180V154H181L182 152L180 153ZM187 150H186V151H187ZM193 150H194V148H193ZM195 150H196V149H195ZM201 150H202V149H201ZM247 150H248V149H247ZM233 151H234V150H233ZM249 151H250V150H249ZM256 151H257V150H256ZM166 152H167V150H166ZM175 152H177V151H175ZM183 152L185 153L184 155L187 154L185 151H183ZM189 152H188V153H189ZM195 152H196V151H195ZM195 152H194V153H195ZM240 152H241V151H240ZM251 152H252V150H251ZM258 152H259V151H258ZM260 152L262 153V151H260ZM159 153H160V152H159ZM164 153H165V152H164ZM173 153H174V152H173ZM190 153H191V152H190ZM197 153L200 154V152H197ZM197 153H196V154H197ZM261 153L258 155V156H259V160H261V159H260V158H261V157H260ZM152 154H150L151 157H153ZM155 154H154V155H155ZM162 154H163V151H162ZM170 154H172V153L170 152ZM236 154H237V153H236ZM244 154H245V153H244ZM247 154H248V153H247ZM250 154L252 155L253 153H250ZM166 155H167V154H166ZM181 155H182V154H181ZM233 155H234V154H233ZM239 155H241V154H239ZM242 155H243V153H242ZM156 156H158V155H156ZM159 156H160V155H159ZM159 156H158V157H159ZM177 156H178V155H177ZM252 156H253V155H252ZM252 156H251V157H252ZM258 156H257L256 160L258 159ZM170 157H171V156H170ZM173 157H174V156H173ZM175 157H176V156H175ZM235 157H236V155H235ZM248 157H249V156H248ZM263 157H264V154H262V161H264V158H263ZM153 158L155 159L156 157H153ZM159 158H161V157H159ZM176 158H177V157H176ZM180 158L183 159V157H181V156H180ZM184 158H185V156H184ZM253 158H255V156H254ZM171 159H172V157H171ZM196 159H197V158H196ZM149 160H150V159H149ZM155 160H156V159H155ZM180 160H181V159H180ZM254 161H255V160H254ZM177 162H178V160H177ZM194 162H195V161H194ZM199 162H200V161H199ZM151 163H153V162H151ZM243 163H244V164H243ZM154 164H155V162H154ZM176 164H177V163H176ZM197 165H198V164H197ZM197 165H196V166H197ZM152 166H153V165H152ZM160 166H161V165H160ZM192 166H193V165H192ZM217 166H218V167H217ZM244 166H243V167H244ZM211 167H212V166H211ZM243 167L241 166L240 170H241ZM257 167H258V168H257ZM186 168H187V167H186ZM202 168H203V167H202ZM219 168H218L217 170H219ZM254 168H255V169L257 168V169L255 170ZM207 169H208V168H207ZM207 169H206V170H207ZM211 169H212V168H211ZM213 169H214V168H213ZM243 169H245V168H243ZM243 169H242V170L239 172V174H237V175H240L241 173H243V172H244ZM253 169H254V171H251V172H250V170H253ZM261 169H262V168H261ZM170 170H171V169H170ZM194 170H195V169H194ZM203 170H204V169H203ZM215 170H216V169H215ZM245 170H246V169H245ZM247 170H246V173L248 172ZM259 170H260V169H259ZM259 170H258V172H259ZM182 171H183V170H182ZM190 171H191V170H190ZM201 171H202V169H201ZM201 171H200V172H201ZM235 171H237V173H235ZM242 171H243V172H242ZM260 171H261V170H260ZM173 172H174V171H173ZM200 172H198V173L200 174ZM216 172L218 173V171H216ZM261 172H262V171H261ZM194 173H195V172H194ZM246 173L244 172V176H242V177H241V176H235V175H234L235 178L238 177V179L231 178V179H235V180H234V181H235V184H233V182H231L230 178H228V179L230 180V182L233 184V185H232V184L230 183L232 186H231L229 183L227 184V185H229L228 188H229L231 191L229 190L230 192H228L227 189L225 188L227 192L224 193L225 190H224V188H223V193H222V192L219 193V195L221 196V197H220V200H218V198H216V197L218 196L216 193H214V194H216V195L214 196L215 199H216V201H214V199H213V200H212V199L208 200L207 197H205L206 194H205L204 192L201 193V191H200V192L197 191V194L194 195V196H197L199 193H201V194H205L203 197H205L204 199H205V200L207 199L208 201H206V202H204V203H199V202H198L199 204L197 203V205H199V207L196 208V209L194 208V209H193V212H194V210H196L198 216L202 215L203 212H204V214H205V212H206L207 215L203 216V217H205V218L202 217L203 219H202V218H199V219H202V221L204 220V221L207 223L206 225H208L209 227H210L209 223H211V225L214 224V223H216V224L219 226V224L221 223V221H220L221 216H223L222 214H223V213L225 214V212H224L222 209H221V210H217V208L215 207V204H216L215 202L218 201V205H219V204H221V205H222V204H226V206H227V204L235 205L234 207H236V206H237V207H238V206H241L242 203H244L243 205H245V202H246L247 200H245V202H243V200H244V197H246V199H247V196H249V195H248L249 193L247 194L248 191H247V192H242V191H240V190H241V189L244 190L245 187L250 188L249 185L252 183V174L248 175V176H251V177H248V176H246V175H247ZM204 174H206V173H204ZM210 174H212V173H210ZM214 174H216V173H214ZM245 174H246V175H245ZM256 174H257V173H256ZM174 175H175V174H174ZM182 175H183V174H182ZM196 175H197V174H196ZM207 175H208V174H207ZM219 175H218V176H219ZM233 175H231V177H234ZM241 175H242V174H241ZM193 176H194V175H193ZM198 176H199V175H198ZM255 176H257V175H255ZM258 176H259V174H258ZM260 176H261V175H260ZM263 176H264V169H263ZM187 177H188V176H187ZM207 177H208V176H207ZM253 177H254V176H253ZM261 177H262V176H261ZM194 178H195V177H194ZM254 178H255V177H254ZM254 178H253V179H254ZM262 178H263V177H262ZM198 179H199V178H198ZM228 179H227V181H228ZM190 180H191V179H190ZM225 180H226V179H225ZM255 180H256V182L253 181V183H255V185L257 184L256 186H257L258 188H260V187L263 188V185H264V178H263L262 180H261V179H258V180H261V181H258L257 179H255ZM174 181H175V180H174ZM180 181H181V180H180ZM180 181H179V182H180ZM222 181H224V180H222ZM232 181H233V180H232ZM179 182H178V183H179ZM191 182H192V181H191ZM220 182H221V181H220ZM250 182H251V183H250ZM259 182H261L260 185L258 184ZM193 183H194V182H193ZM199 183H200V182H199ZM249 183H250V184H249ZM253 183H252V184H253ZM185 184H186V183H185ZM189 184H190V183H189ZM195 184H197V183H195ZM219 184H220V183H219ZM221 184H222V183H221ZM225 184H226V182H225ZM238 184H240V185L243 184V186H244V185H246V186H245L244 188H242V186H240V185H238ZM223 185H224V184H223ZM258 185H259V186H258ZM184 186H185V185H184ZM198 186H200V185H198ZM213 186H214V185H212V187H213ZM236 186L240 187L239 190H238V188H237ZM251 186H252V185H251ZM51 187H52V186H51ZM222 187H223V186H222ZM225 187H227V186H225ZM254 187H255V186H252L251 189H255ZM181 188H182V187H181ZM188 188H189V187H188ZM188 188H187V189H188ZM210 188H211V187H210ZM258 188H257V189H258ZM207 189H208V188H207ZM218 189H219V188H218ZM218 189H217V190H218ZM257 189H256V190H257ZM184 190H185V189H184ZM245 190H246V189H245ZM259 190H260V189H259ZM176 191H177V190H176ZM186 191H187V190H186ZM186 191H185V192H186ZM189 191H190V190H189ZM210 191H211V190H210ZM219 191H220V190H219ZM221 191H222V189H221ZM257 191H258V190H257ZM172 192H173V191H172ZM177 192H178V191H177ZM198 192H199V193H198ZM183 193H184L183 191L179 192L180 197H178L179 195H178L177 197L181 199V196H182ZM207 193H208V192H207ZM209 193H210V192H209ZM254 193H255V192H254ZM170 194H171V193H170ZM174 194H175V193H174ZM177 194H178V193H177ZM192 194H193V193H192ZM194 194H195V193H194ZM214 194H213V195H214ZM251 194L253 195V192H251L250 195H251ZM184 195L186 196L187 193L184 194ZM209 195H210V194H209ZM211 195H212V194H211ZM261 195H262V194H261ZM170 197H171V196H170ZM172 197H174V196H172ZM182 197H183V196H182ZM201 197H202V195H201ZM208 197H209V196H208ZM212 197H213V196H210L209 198H212ZM249 197H250V196H249ZM263 197H264V196H263ZM263 197H262V200L259 199L260 202H259V204H257V206H259V207L256 206V209L258 208V209H257L258 211H255V210L253 211V212H256L255 214H257V213H261V212H264V198H263ZM186 198H187V197H185V198L183 197V200L185 201ZM252 198H253V197H252ZM69 199H70V198L67 197V200H69ZM187 199H189V198H187ZM191 199H193V197H192ZM191 199H190V200H191ZM194 199H195V200L193 201V203L196 201L197 197L194 198ZM198 199H201V198H198ZM202 199H203V198H202ZM63 200L65 201V197L63 198ZM63 200H62V201H63ZM176 200H177V199H176ZM256 200H257V199H256ZM64 201H63V202H64ZM69 201H71V200H69ZM69 201H68V203H70ZM179 201H180V200H179ZM55 202H56V201H55ZM66 202H67V201H65V203H66ZM163 202H164V200H163ZM180 202L182 203V201H180ZM180 202H179V203H180ZM200 202H202V201H200ZM60 203H61L62 206L64 205L65 208H66V206H68V207H67L68 209L71 208V207H69V205L71 206V204H69V205H66L65 203L62 204L61 201H60ZM158 203H159V202H158ZM165 203H166V202H165ZM165 203H164V204H165ZM179 203H178V204L175 203L176 206H178V208H180V209H181V208L184 209L183 207H179ZM181 203H180V204H181ZM189 203H190V202H189ZM195 203H196V202H195ZM214 203H215V204H214ZM257 203H258V202H257ZM161 204H162V203H161ZM172 204H174V203H172ZM183 204H184V202L182 203V205H183ZM185 204L187 205V202H186ZM253 204H255V203H253ZM23 205H24V204H23ZM65 205H66V206H65ZM186 205H184V206H186ZM189 205H191V204H189ZM194 205H195V204H194ZM243 205H242V206H243ZM160 206H161V205H160ZM192 206H193V204H192ZM216 206H217V204H216ZM223 206H224V205H223ZM226 206H224L223 208H225ZM161 207H162V206H161ZM171 207H172V206H171ZM186 207H191V206H186ZM166 208L169 209V210H172V209H173V208L170 209V207H166ZM166 208H165V209H166ZM174 208H175V207H174ZM178 208H177V210H178ZM220 208H221V206H220ZM241 208H242V207H241ZM23 209H24V208H23ZM163 209H164V208H163ZM180 209H179V210H180ZM182 209H181V211H182ZM188 209H189V208H187V209L185 208V210H187L188 212L191 211L192 208H191L190 210H188ZM227 209H228V208H227ZM229 209L231 210V208H229ZM253 209H255V208H253ZM161 210H162V209H161ZM161 210H160V211H161ZM169 210H168V212H169ZM174 210H175V209H174ZM174 210H173V212H174ZM179 210L176 211V212L179 213ZM185 210H183V211H185ZM199 210H200V211H203V212H202V213L200 212V214H198V213H199V212H198ZM160 211H159V212H160ZM164 211H165V210H164ZM166 211H167V210H166ZM187 211H185V213H186ZM225 211H226V213H227V210H225ZM24 212H25V211H24ZM156 212H157V211H156ZM159 212H158V213H159ZM161 213H162V212H161ZM161 213H159V214H161ZM164 213L166 214V212H164ZM170 213H171V211H170ZM180 213L183 214V212H180ZM195 213H196V212H195ZM195 213H192V212H191L190 215H191V214H194L193 216H192V215H191V216H192V218H194V220H197L196 218H198V216H197ZM24 214H25V213H24ZM165 214H163V215H165ZM168 214H169V213H168ZM168 214L165 216V220L168 218V217H167ZM182 214H181V215H182ZM186 214H188V213H186ZM186 214H184V215H185L184 218L181 217V221H178L179 219H178L177 216H176L177 220H176V219L174 220L175 217H174L172 220L175 221V222H176L178 225H180V226H181V225L183 226L186 222L188 223V222H192V221H193V224H194V225H196V224L198 225V223H194V220L191 221L190 216L187 217ZM204 214H203V215H204ZM252 214H253V213H252ZM255 214H254V215H255ZM15 215H16V214H15ZM25 215H26V214H25ZM25 215H24V216H25ZM27 215H28V214H27ZM157 215H158V214H157ZM161 215H162V214H161ZM169 215H171V214H169ZM173 215H174V214H173ZM175 215H177V214H175ZM179 215H180V214H178V216H179ZM188 215H189V214H188ZM145 216H146V215H145ZM159 216H160V215H159ZM159 216H158V217H159ZM182 216H183V215H182ZM194 216H197V217L195 218ZM25 217H26V216H25ZM171 217H173V216L171 215ZM223 217H224V216H223ZM235 217H236V216H235ZM18 218H20V217H18ZM27 218H28V216H27ZM160 218H161V216H160ZM163 218H164V217H163ZM179 218H180V217H179ZM182 218H183V220H182ZM233 218H234V217H233ZM25 219H26V218H25ZM31 219H32V217H31ZM158 219H159V218H158ZM169 219H170V218H169ZM184 219H185V220H184ZM199 219H198V220H199ZM218 219H219V220H218ZM26 220H27V219H26ZM28 220H29V219H28ZM68 220H70V219H68ZM161 220H162V219H161ZM167 220H168V219H167ZM167 220H166V222H167ZM217 220L220 221L219 224L217 223V222H218ZM221 220H222V219H221ZM159 221H160V220H159ZM162 221L164 222V220H162ZM162 221H161L160 223H158V224H161ZM168 221H169V220H168ZM170 221H171V220H170ZM204 221H203V223L201 222V223H202V226H204V225H203V224H204ZM152 223H154V222H151V224H152ZM156 223H157V222H156ZM167 223H168V222H167ZM187 223H186V225H187V229H186V230H188V229L190 230V228H191L192 226H190V223H189V224H187ZM151 224H150V225H151ZM165 224H166V223H165ZM193 224H192V225H193ZM216 224H214V225H216ZM226 224H227V223H226ZM226 224H225V225H226ZM162 225H163V224H162ZM186 225H185V226H186ZM199 225H200V224H199ZM199 225H198V226H199ZM206 225H205V226H206ZM214 225L211 226V229H213V228H214V229H217L218 226L215 228ZM155 226H156V225H155ZM182 226H181V227H182ZM188 226H190V228H188ZM198 226H197V227L195 226V227H196L197 229H198L199 227H201V225H200L199 227H198ZM158 227H159V226H158ZM158 227H157V229H158ZM164 227H165V226H164ZM195 227H192V228H195ZM209 227H208V229H210ZM221 227H222V226H221V224H220V228H221ZM148 228H149V227H148ZM148 228H147V229H148ZM161 228H163V226H161ZM183 228H186V227H183ZM201 228H203V227H201ZM204 228H205V231H206V227H204ZM218 228H219V227H218ZM226 228L228 229V227H226ZM226 228H224V229H225L224 231H225V233L228 232V233H226L225 235H228V237H227V242H229V240H232V236L229 234V231H230V233H232V232H231L232 229H231V230L229 229V231H226ZM230 228H231V227H230ZM150 229H151V228H150ZM214 229H213L212 231H214L213 233L215 234V232H217V231H215ZM148 230H149V229H148ZM162 230H163V231H162ZM164 230H166V229H161L162 232H164ZM193 230H194V229H192V230H190V231H192V232L194 233L195 230H194V231H193ZM220 230H221V229H220ZM155 231H156V230H155ZM158 231H160V229H159ZM161 231H160V233H161ZM190 231H189V233H190ZM198 231H199V229H198ZM201 231H203V229H202ZM205 231L203 232V233H205V234H201L202 232L200 233V231L198 232V234H199V233L201 234V238L205 235L206 238H203V239L208 240L207 237L209 238V236H207V232H208V234H210V231H211V230H209V231L207 230V232H205ZM218 231H219V229H218ZM222 231H223V230H222ZM147 232H148V231H147ZM196 232H197V231H195V234H196ZM219 232H220V231H219ZM220 233H221V232H220ZM223 233H224V232H223ZM164 234L167 235V233H164ZM190 234H191V233H190ZM198 234H196V235L198 236ZM147 235H148V234H147ZM165 235H163V237H164ZM191 235H193V234H191ZM191 235H190V236H191ZM196 235H194V238H193V236H192V238H193V242H194V240H195V241L199 240V241H197V244H199V243L201 242V240H203V239H198V237H199L200 235H199V236L197 237V239H196V238H195ZM202 235H203V236H202ZM216 235H217V234H216ZM216 235H215V236H216ZM219 235H220V238H221L219 241H221L222 239H225V238H222V235H221V234H219ZM219 235H218V236H219ZM225 235H224V236H225ZM158 236H159V235H158ZM212 236L214 237V238L212 239L213 242L217 239L214 235H211V234H210V238H209L210 240L207 241L208 243H209V241L211 242V237H212ZM218 236H217V237H218ZM224 236H223V237H224ZM153 237H154V236H153ZM155 237H157V236H155ZM155 237H154V238H155ZM159 237H160V236H159ZM160 238H161V237H160ZM215 238H216V239H215ZM218 238H219V237H218ZM150 240H151V239H150ZM155 240H156V239H155ZM65 241H66V239H65ZM146 241H147V240H146ZM152 241L154 242L153 238H152L151 242H152ZM160 241H161V240H160ZM160 241L158 240L159 243H160ZM66 242H67V241H66ZM203 242H204V240H203ZM205 242H206V241H205ZM205 242H204V243H205ZM213 242L211 243V246H212V247H213V245L215 244V243L213 244ZM215 242H216V241H215ZM217 242H218V240H217ZM217 242H216V244H218ZM223 242H226V240H225V241H222V243H223ZM155 243H156V241H155ZM159 243H158V244H159ZM204 243H203V244H204ZM208 243H207V245H206V243H205V246H204V247H202L203 244L201 245V243H200L201 246H200V245H199V246L201 247V250H204V249L208 250V249H209V248L207 249ZM219 243H220V242H219ZM158 244H157V245H158ZM194 244L196 245L195 242H194ZM212 244H213V245H212ZM220 244H221V243H220ZM154 245H155V244L153 243V246H154ZM157 245H155V246H157ZM146 246H147V245H146ZM151 246H152V245H151ZM155 246H154V247H155ZM158 246H159V245H158ZM158 246H157V247H158ZM196 246H197V245H196ZM196 246H194V247H196ZM220 246H221V245H220ZM143 247H144V246H143ZM200 247L197 248V249L195 248V249H196L197 251H200ZM209 247H210V246H209ZM149 248H150V247H149ZM151 248H152V247H151ZM202 248H203V249H202ZM216 248H217V247H216ZM159 249H160V247H159V248H156V247H155L154 249H153V248H152V249H149L148 251H150V252H148V253L156 254V263H157V264H162V263L164 264L165 261H163V260H164L165 258L162 257V256H164V254H163V255L161 254V252L163 253L164 250L161 251L162 249H160V251H159ZM198 249H199V250H198ZM212 250H213V249H212ZM213 251H214V250H213ZM200 252H201V251H200ZM208 252H209V251H208ZM167 253H168V252H166V255H165L164 257L167 256V257L170 259L171 257H169V256H171V254L169 253V254H170V255H169V254H167ZM209 253H210V252H209ZM146 254H147V251H146ZM210 255H211V254H210ZM212 255H213V254H212ZM168 258H166V259H168ZM162 259H163V260H162ZM166 259H165V260H166ZM166 261H167V260H166ZM169 261H170V260H169ZM165 263H167V262H165Z\"/></svg>", "mask_w": 264, "mask_h": 264}]
</instances>
